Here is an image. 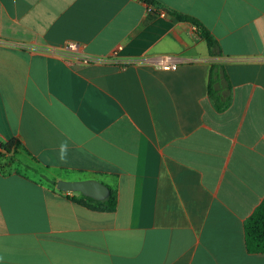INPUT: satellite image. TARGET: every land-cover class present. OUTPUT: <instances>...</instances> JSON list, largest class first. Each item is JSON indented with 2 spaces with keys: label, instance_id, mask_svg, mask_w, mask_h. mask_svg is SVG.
Instances as JSON below:
<instances>
[{
  "label": "crops",
  "instance_id": "obj_1",
  "mask_svg": "<svg viewBox=\"0 0 264 264\" xmlns=\"http://www.w3.org/2000/svg\"><path fill=\"white\" fill-rule=\"evenodd\" d=\"M154 2L0 0V264H264V0ZM78 180L116 210L54 185Z\"/></svg>",
  "mask_w": 264,
  "mask_h": 264
},
{
  "label": "trees",
  "instance_id": "obj_2",
  "mask_svg": "<svg viewBox=\"0 0 264 264\" xmlns=\"http://www.w3.org/2000/svg\"><path fill=\"white\" fill-rule=\"evenodd\" d=\"M145 2L147 5L151 6H158L154 0H140ZM178 20L191 23L198 28L199 34L202 38H204L207 42V47L209 50V55L211 57H217L221 55V49L219 47L218 42H216L209 34L208 30L202 26L201 24L197 23V21L192 20V18L180 16L176 14H172ZM216 68L211 70V77L209 83V95L212 97L213 101L216 103L217 109L221 110L227 104H224L223 107H220L218 104V100H216V94L212 92V79H215L216 76ZM9 145L1 147V149L5 152H9ZM3 153L0 152V159ZM2 166L0 164V172H2ZM54 185H57L55 183ZM76 204L84 206L89 210L96 211V212H104V213H113L117 207V195L113 189H110V195L107 200L103 202L94 201L90 198L80 196L79 199L75 195L70 198ZM245 244L249 254H262L264 253V200L261 205L255 210L252 216L246 221L245 223Z\"/></svg>",
  "mask_w": 264,
  "mask_h": 264
},
{
  "label": "water",
  "instance_id": "obj_3",
  "mask_svg": "<svg viewBox=\"0 0 264 264\" xmlns=\"http://www.w3.org/2000/svg\"><path fill=\"white\" fill-rule=\"evenodd\" d=\"M58 189L64 193H79L94 201L103 202L110 195V189L96 180L60 181Z\"/></svg>",
  "mask_w": 264,
  "mask_h": 264
},
{
  "label": "built area",
  "instance_id": "obj_4",
  "mask_svg": "<svg viewBox=\"0 0 264 264\" xmlns=\"http://www.w3.org/2000/svg\"><path fill=\"white\" fill-rule=\"evenodd\" d=\"M61 53L69 61H81L84 63L90 62V58L87 56H83L80 52L79 46L74 43H70L67 48ZM182 62L183 59L178 57H164L158 58L154 63L163 70L169 71L176 69ZM0 152H2L1 148Z\"/></svg>",
  "mask_w": 264,
  "mask_h": 264
},
{
  "label": "clouds",
  "instance_id": "obj_5",
  "mask_svg": "<svg viewBox=\"0 0 264 264\" xmlns=\"http://www.w3.org/2000/svg\"><path fill=\"white\" fill-rule=\"evenodd\" d=\"M67 149H68L67 142L61 143L60 152H59V157H60L61 160L66 159V157H67Z\"/></svg>",
  "mask_w": 264,
  "mask_h": 264
}]
</instances>
